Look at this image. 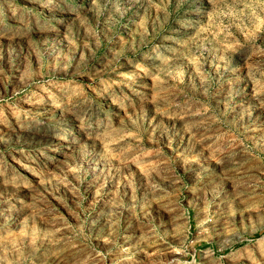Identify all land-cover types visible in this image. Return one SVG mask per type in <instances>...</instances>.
I'll return each mask as SVG.
<instances>
[{
    "label": "rangeland",
    "instance_id": "obj_1",
    "mask_svg": "<svg viewBox=\"0 0 264 264\" xmlns=\"http://www.w3.org/2000/svg\"><path fill=\"white\" fill-rule=\"evenodd\" d=\"M0 264H264V0H0Z\"/></svg>",
    "mask_w": 264,
    "mask_h": 264
}]
</instances>
